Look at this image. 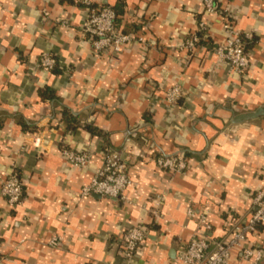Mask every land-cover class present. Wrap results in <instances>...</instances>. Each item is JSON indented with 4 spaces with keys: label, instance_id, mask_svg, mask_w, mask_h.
Masks as SVG:
<instances>
[{
    "label": "crops",
    "instance_id": "1",
    "mask_svg": "<svg viewBox=\"0 0 264 264\" xmlns=\"http://www.w3.org/2000/svg\"><path fill=\"white\" fill-rule=\"evenodd\" d=\"M223 6L250 35L244 75L212 52L223 39L221 17L204 13L202 0H123L117 25L143 42L118 54L93 50L81 30L87 8L74 0H0V186L16 170L24 193L16 207L0 195V264H179L197 228L188 206L207 212L212 241L247 220L264 190V116L234 120L264 108V0ZM201 21L207 40L178 50ZM43 52L57 60L51 71L38 66ZM175 84L181 95L167 104ZM64 148L90 151V165L72 166ZM106 148L125 161L127 202L80 197ZM159 155H184L188 167L161 169ZM135 224L148 233L128 260L120 244ZM248 240L264 246V224ZM232 260L249 264L237 250Z\"/></svg>",
    "mask_w": 264,
    "mask_h": 264
},
{
    "label": "built area",
    "instance_id": "2",
    "mask_svg": "<svg viewBox=\"0 0 264 264\" xmlns=\"http://www.w3.org/2000/svg\"><path fill=\"white\" fill-rule=\"evenodd\" d=\"M74 1L87 8L81 30L88 35L95 52L118 54L130 42H143L142 37H133L120 29L116 22L117 15L110 5L103 4L101 0ZM223 1L229 0H202L204 13L221 17L223 39L212 48V52L218 59L227 62L236 73L244 75L249 68V53L245 45L250 35L242 33L236 27L231 11L223 6ZM43 14L48 15L46 11ZM207 30L206 23L199 22L197 31L186 36L176 48L192 53L202 41L207 40ZM56 65L57 60L51 53L40 54L38 60L40 68L51 71ZM180 95L181 87L175 84L165 90L164 101L173 104ZM62 155L77 168L88 167L92 160L90 151L83 149L64 148ZM100 155L101 166L95 169L89 183L81 187L80 197L99 195L127 202L126 191L131 185V178L125 161L117 151L108 148L102 150ZM154 162L157 167L172 173L184 172L188 167V160L184 155H159L154 157ZM0 195L10 207H16L23 202V180L18 171L13 170L6 176L0 186ZM160 204L161 197L157 196L152 200L150 214L154 219L159 216ZM186 215L196 221L197 228L195 234L179 252L177 257L179 264H235L232 260L233 250H237L240 259L248 261L249 264H264V246H255L248 240V236L256 233L258 227L264 224V190L254 194L252 211L247 220L234 223L228 236L221 239L212 241L206 237L205 232L211 226L205 210L196 211L190 205L186 208ZM147 233L142 224L131 225L125 231L120 245L122 255L126 259L130 260L137 254L141 244L146 240ZM60 243L61 238L58 236L52 237L49 241L52 247H57ZM2 258L0 255V261Z\"/></svg>",
    "mask_w": 264,
    "mask_h": 264
},
{
    "label": "water",
    "instance_id": "3",
    "mask_svg": "<svg viewBox=\"0 0 264 264\" xmlns=\"http://www.w3.org/2000/svg\"><path fill=\"white\" fill-rule=\"evenodd\" d=\"M260 116H264V108H257L254 111H248V112H243L240 113L235 117V122H242L250 119H254Z\"/></svg>",
    "mask_w": 264,
    "mask_h": 264
},
{
    "label": "trees",
    "instance_id": "4",
    "mask_svg": "<svg viewBox=\"0 0 264 264\" xmlns=\"http://www.w3.org/2000/svg\"><path fill=\"white\" fill-rule=\"evenodd\" d=\"M111 6V5H110ZM112 9H114L115 13H120L122 7H123V0H118L117 5L116 6H111ZM247 45V42H246ZM245 45V48H247Z\"/></svg>",
    "mask_w": 264,
    "mask_h": 264
}]
</instances>
